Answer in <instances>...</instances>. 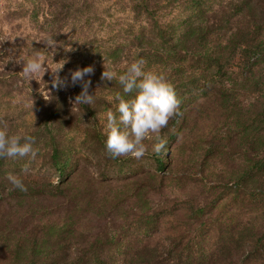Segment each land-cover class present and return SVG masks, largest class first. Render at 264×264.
Wrapping results in <instances>:
<instances>
[{
  "label": "rangeland",
  "instance_id": "obj_1",
  "mask_svg": "<svg viewBox=\"0 0 264 264\" xmlns=\"http://www.w3.org/2000/svg\"><path fill=\"white\" fill-rule=\"evenodd\" d=\"M139 58L180 114L160 154L150 134L142 159H111L106 115L131 94L101 75ZM62 65L93 66L91 106L52 87ZM4 126L39 151L0 158V264H264V0H0Z\"/></svg>",
  "mask_w": 264,
  "mask_h": 264
},
{
  "label": "clouds",
  "instance_id": "obj_2",
  "mask_svg": "<svg viewBox=\"0 0 264 264\" xmlns=\"http://www.w3.org/2000/svg\"><path fill=\"white\" fill-rule=\"evenodd\" d=\"M57 40L47 38L45 44L57 51ZM64 48V45L60 44ZM18 64L22 65V74L26 79H33L44 70V65L39 53L23 59ZM146 61L143 58L135 59L128 64L122 73L104 65L101 79L105 82L118 81L124 94H131L130 99L117 92L113 99L118 101L116 111L119 117L109 110L106 115L104 150L111 159L132 157L137 160L145 157L147 147L143 143L150 134L155 135L156 142L153 152L160 154L166 147L167 141L160 137L161 129L168 125L174 116L179 115V100L172 85L162 73L145 71ZM62 65L55 72L51 81L55 89L66 88L69 84L73 87L80 86L82 91L75 97L74 104L89 105L94 103L95 93L90 94L91 79H85L94 74L93 66L77 68L70 71L69 75L61 78L59 73ZM123 126V127H121ZM36 138L31 134L11 135L7 126L0 127V158H25L34 160L38 155L35 148ZM22 172L26 175L29 168L26 165ZM7 179L12 185L11 190L26 192L27 187L20 175L8 174Z\"/></svg>",
  "mask_w": 264,
  "mask_h": 264
},
{
  "label": "trees",
  "instance_id": "obj_3",
  "mask_svg": "<svg viewBox=\"0 0 264 264\" xmlns=\"http://www.w3.org/2000/svg\"><path fill=\"white\" fill-rule=\"evenodd\" d=\"M161 168H163V162H161Z\"/></svg>",
  "mask_w": 264,
  "mask_h": 264
}]
</instances>
